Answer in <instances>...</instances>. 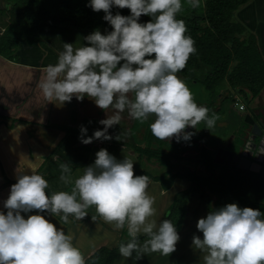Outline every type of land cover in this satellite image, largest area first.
I'll use <instances>...</instances> for the list:
<instances>
[{"label": "clouds", "instance_id": "clouds-1", "mask_svg": "<svg viewBox=\"0 0 264 264\" xmlns=\"http://www.w3.org/2000/svg\"><path fill=\"white\" fill-rule=\"evenodd\" d=\"M199 2L89 0L87 6L96 12L103 10V19L113 30L104 34L94 30L80 47L63 43L57 62L42 67L36 87L63 104L87 96L99 108L115 110L99 121L104 128L92 136L81 126L79 139L84 144L112 139L108 129L118 124L125 109L141 123L154 114L149 127L159 139L190 140L193 133L184 131L186 127L196 128L205 121L211 128L216 120L215 114L208 115L206 106L195 102L177 75L195 51L194 40L186 35L185 22L177 14L183 3L196 7ZM114 6L130 9V15L113 14ZM0 7L10 8L11 4L0 0ZM142 15L151 20L139 22ZM260 153L264 154V143ZM59 167L60 180L72 185L70 191L48 193V180L36 172L18 175L11 185L3 202L7 211L0 210V264H86L71 233L39 213H62L60 219L68 222L69 214L84 218L93 205L116 229L127 227L130 239L119 242L118 249L123 257H131L134 251L167 255L176 250L180 240L177 226L169 219L157 223L153 218L156 209L155 197L148 191L150 177L134 175L130 157L118 160L107 149H100L94 163L75 177L69 164L62 162ZM34 209L39 213L27 218L22 215ZM197 228L203 239L194 235L193 246L205 253L204 264H264V213L260 210L229 203L200 218ZM140 234L148 237L142 244Z\"/></svg>", "mask_w": 264, "mask_h": 264}, {"label": "crops", "instance_id": "crops-1", "mask_svg": "<svg viewBox=\"0 0 264 264\" xmlns=\"http://www.w3.org/2000/svg\"><path fill=\"white\" fill-rule=\"evenodd\" d=\"M247 8L248 11L249 9L252 11V20L247 22L245 16L243 21L245 24L247 22V26L255 33L264 55V0H253ZM65 30L68 35L62 40L63 43H71L74 47L82 46L85 42L84 37L89 34L88 30L78 31L41 23L40 42L28 44L24 39H18V51L20 49L18 57L10 59L9 55L0 54V210L5 212L7 209L4 208L3 202L10 193L11 185L16 183L18 175L31 174V172L41 174L49 182L48 193L70 191L72 185H66L60 180V163L69 164L73 176H78L82 174L83 167L94 163L96 153L103 149L105 144L103 139H94L89 144L82 143L79 139L80 128L86 127L87 136H92L95 130L104 128L99 121L107 118V115L112 116L115 110L111 107L101 109L91 97L87 96L82 100L73 97L70 102L63 104L59 100L47 98L36 87L41 78L42 67L55 64L59 52L63 50V45L53 40V34L66 32ZM250 106L257 109V119L261 115L259 127L264 136V89ZM134 120L129 116L127 109L121 112L118 124L108 129L112 137L109 141L128 144L130 138H134L132 131ZM142 131L145 133V129ZM138 135L140 136V131L136 132L135 137ZM122 147L115 154L118 160H121L125 153ZM258 147H261L260 144ZM245 149L246 145L241 147L240 151ZM257 152L252 150V160H255ZM259 154L264 157V154L260 152ZM256 162L264 164L259 160ZM190 186V181L176 179L171 189L165 191L160 183L149 182L148 191L155 197L156 213L153 218L157 223L169 215L170 206L176 195L185 192ZM208 209L209 204L206 200L196 204L190 222L179 233L177 251L199 250L193 246V236H200L203 239V233L197 228V223L200 218L207 216ZM86 211L87 216L81 219L69 214L68 222L60 219L62 213L50 215L47 211L39 213V210L34 209L22 215L27 218L28 215L39 213L57 228H64L66 233H71L74 244L81 249L87 260L101 246L115 247L114 245L120 242L122 230L127 231V227L116 229L113 223L99 216L94 205ZM93 216L96 217L95 221L92 220ZM86 218L89 220L84 221ZM141 236L146 235L140 234L139 237ZM146 239L148 237L139 242L142 244ZM176 250L173 255L136 251V257L133 254L131 257H123L119 253L114 264H187L186 259L182 258V253L180 254L179 251L177 253ZM182 259L185 263L181 261ZM199 263L194 261L189 264Z\"/></svg>", "mask_w": 264, "mask_h": 264}, {"label": "trees", "instance_id": "trees-1", "mask_svg": "<svg viewBox=\"0 0 264 264\" xmlns=\"http://www.w3.org/2000/svg\"><path fill=\"white\" fill-rule=\"evenodd\" d=\"M34 1L27 0V4L24 5L29 14L23 20V24L34 26L31 32L32 39L24 38L28 44L41 41L40 22L78 31H93L100 27H105L108 31L113 30L111 25L98 20L97 12L89 6L71 7L66 4H57L56 13L48 15L47 10L40 14L38 11L40 9H35ZM250 1L253 0H209L206 2L205 13L202 15L195 13L177 15L178 19L185 22L186 35L193 38L195 48L185 67L178 73L190 81L201 83L207 91L215 95V98L221 96V103L242 95L247 108L251 107V102L264 89V55L257 37L245 23L235 17L234 12L240 3ZM116 12L130 15V9L127 8H118L114 14ZM149 20L151 17L142 15L139 22L144 23ZM86 43L87 41L84 42ZM15 44L18 45L17 39ZM0 54L9 55L8 51L1 48ZM223 83L228 84L230 90L228 88L224 92H219V87ZM152 122L153 119L149 118L143 123L135 119L132 128L134 139H136V132L145 129L144 140L148 144L146 147L105 140L103 149H107L115 156L121 146H130L139 160L145 158L148 161L158 162L160 166L167 169L164 174L152 176L138 168L135 175L149 176L150 181L160 183L165 191L171 189L176 179H186L191 182L189 189L176 195L170 206V213L165 218L176 224L179 233L190 222L196 204L198 205L202 200H206L209 204L208 213L229 203H236L241 208L250 207L264 213V180L259 174L238 169L234 165L223 164L217 157V153L211 149L196 146L192 142L195 134L193 127L188 130L193 133L190 140L169 142L152 134L149 127ZM183 142L189 147H194L198 152L196 159L188 158L187 161L198 166L200 170L203 169L204 173H183L174 170L172 161L185 159L184 156L177 154L188 149L182 146ZM153 143L161 146L153 148L151 147ZM243 143L242 137H238L237 144L231 151L238 153ZM138 165L140 167V163ZM146 237H138V240L141 241ZM129 239L128 232L123 229L120 242H127ZM135 253L136 251L133 255H136ZM117 258V248L101 247L86 260V264H114Z\"/></svg>", "mask_w": 264, "mask_h": 264}, {"label": "rangeland", "instance_id": "rangeland-1", "mask_svg": "<svg viewBox=\"0 0 264 264\" xmlns=\"http://www.w3.org/2000/svg\"><path fill=\"white\" fill-rule=\"evenodd\" d=\"M209 0H200L199 5L196 7H192L188 3H183L182 10L177 15H188L190 13H195L196 15H202L205 13L206 10V2ZM8 2L11 4L10 8H4L0 7V48L4 51H8L9 58L14 59L18 57L17 55L20 53V49L18 51V45L16 43V39H32L31 32L33 31L34 26H29L26 24H23V20L28 16L29 11L27 8H24V5L27 4V0H8ZM253 1L250 2H244L240 3L237 7L235 12V17L242 21L244 23L243 17L246 16L247 22H250L252 20V11L249 9L250 4ZM89 3V0H35L34 6L35 9L38 10L40 14H43L42 12L45 11L48 13V15L56 13V5L57 4H66L71 7H76L80 5L87 6ZM39 6V7H38ZM38 7V8H37ZM118 9V7H113L111 11L114 12ZM47 10V11H46ZM105 13L103 10L97 12L96 18L98 20L105 21L103 19ZM109 26L110 24L105 21ZM246 22V25H247ZM41 24V22H40ZM97 30V29H96ZM98 30L101 31L102 34L106 33L108 31L105 27H100ZM66 31V30H65ZM83 31V30H82ZM87 31V30H85ZM89 34L93 32L92 30H88ZM88 34V35H89ZM68 35V32H60L53 34V40L57 41L59 44L63 45V39L66 38ZM154 55V54H153ZM177 75L184 80L186 85L189 87L190 91L192 92L193 99L198 105H204L206 106L210 111L208 113L209 116H212L215 114L216 120L215 124L208 128L205 121L198 122V124L195 126V134L192 139V142L200 147H205L208 149H211L215 153H217V157L219 158L224 151H231L234 145L237 144L238 137H242L243 139V146L242 148L247 144V142L250 140V136L252 133V126L249 125L245 118L247 115L251 117L255 121V123L259 126L260 123V117L257 119V109L249 107L247 108L246 104L244 103L243 96L238 95L233 99H228L224 103H221V96L219 98H215V95L213 93H210L205 89V87L198 82H193L188 80L183 75L177 73ZM229 88L228 84L223 83L219 87V92H224ZM230 90V88L228 89ZM222 95V94H221ZM240 102V103H239ZM223 104V105H222ZM243 106V107H241ZM264 114V113H263ZM150 119H155L154 114L149 115ZM189 128L191 126L186 127L184 131L188 132ZM260 128V127H259ZM219 135V136H218ZM220 139V140H219ZM165 141L169 142H178L175 137L164 139ZM135 142V143H134ZM213 142V143H212ZM261 142L260 139L257 140V145ZM139 145L141 147H146L148 144L144 140V132H140V136L136 137V139L130 138L128 145ZM161 145L153 143L151 147L153 148H159ZM182 146L187 147V150H184L183 152L177 153L181 156H184L185 159H174L172 161L174 165V170L183 172V173H190V172H196L198 174L204 173V170H200L198 166L195 164L187 161L188 158L190 159H196L198 157V152L194 147H189L186 143H182ZM123 151L125 152L123 154L122 159H124L125 156L130 157L134 162V175L136 173V169H140L143 172L149 173L152 176H160L164 174L167 169L160 166L158 162L152 160L148 161L145 158L142 160L138 159V155L134 152L133 148L130 146L123 145ZM166 151H168L166 148H164ZM121 159V160H122ZM140 163V167H138ZM198 168V170H197ZM178 195V194H177ZM193 204V203H192ZM89 219L86 218L84 221H88ZM108 228V227H107ZM109 229V228H108ZM127 237H125V240ZM202 239V238H201ZM115 247L110 249H119V242L114 245ZM104 247V246H101ZM180 254L182 253V258L186 259L187 264L193 263L194 261H198L199 264H204L203 262V255H205L204 252L201 251V249L196 250H178ZM176 250V252L178 253ZM119 254V250H118ZM174 252H172L171 255H173ZM136 257V255H134ZM186 257V258H185ZM174 258V257H170ZM189 258V259H188ZM178 259V257H177ZM183 263H185V260ZM192 259V261H190ZM179 260V259H178Z\"/></svg>", "mask_w": 264, "mask_h": 264}, {"label": "water", "instance_id": "water-1", "mask_svg": "<svg viewBox=\"0 0 264 264\" xmlns=\"http://www.w3.org/2000/svg\"><path fill=\"white\" fill-rule=\"evenodd\" d=\"M245 121L252 126V133L250 136L251 148L249 145H246L245 151L235 153L233 151H224L223 158H228L230 162H233L234 166L238 169L250 171L253 173L259 174L262 179L264 180V164H259L258 161V154L255 157V160H252V150H258L260 147L257 148V140L260 139L261 142L259 143L260 146L264 143V136L262 135V131L259 126L255 123L253 119L249 115L246 116Z\"/></svg>", "mask_w": 264, "mask_h": 264}, {"label": "flooded vegetation", "instance_id": "flooded-vegetation-1", "mask_svg": "<svg viewBox=\"0 0 264 264\" xmlns=\"http://www.w3.org/2000/svg\"><path fill=\"white\" fill-rule=\"evenodd\" d=\"M219 159L222 161L223 164L234 165L233 162H230V161L228 160V158H226V159L223 158V153H222V155L219 157Z\"/></svg>", "mask_w": 264, "mask_h": 264}, {"label": "built area", "instance_id": "built-area-1", "mask_svg": "<svg viewBox=\"0 0 264 264\" xmlns=\"http://www.w3.org/2000/svg\"><path fill=\"white\" fill-rule=\"evenodd\" d=\"M251 142L249 141L246 145H250ZM258 152V160L262 163H264V157L263 156H260L259 152H260V148L257 150Z\"/></svg>", "mask_w": 264, "mask_h": 264}, {"label": "bare ground", "instance_id": "bare-ground-1", "mask_svg": "<svg viewBox=\"0 0 264 264\" xmlns=\"http://www.w3.org/2000/svg\"><path fill=\"white\" fill-rule=\"evenodd\" d=\"M219 136V135H218ZM220 140V139H219ZM213 143V142H212Z\"/></svg>", "mask_w": 264, "mask_h": 264}]
</instances>
